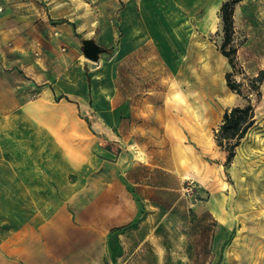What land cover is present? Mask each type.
I'll return each instance as SVG.
<instances>
[{"label": "crops", "instance_id": "1", "mask_svg": "<svg viewBox=\"0 0 264 264\" xmlns=\"http://www.w3.org/2000/svg\"><path fill=\"white\" fill-rule=\"evenodd\" d=\"M185 6L186 0H0V200L7 205L0 208V264L232 262L240 230L227 208L229 193L203 207L182 191V177L150 172L162 164L120 154L106 174L104 160L88 148L90 134L109 135L106 121L121 126L140 116L133 88L148 86L147 74L159 63L150 62L154 53L173 57L177 70L187 35L162 21L163 9L180 13ZM86 40L102 49L99 60L113 50L109 60L91 63ZM90 120L92 129L81 123ZM149 130L137 127L141 136ZM175 150L185 161L184 150Z\"/></svg>", "mask_w": 264, "mask_h": 264}, {"label": "rangeland", "instance_id": "2", "mask_svg": "<svg viewBox=\"0 0 264 264\" xmlns=\"http://www.w3.org/2000/svg\"><path fill=\"white\" fill-rule=\"evenodd\" d=\"M225 1L186 0L190 6L180 9V13L164 7L162 21L174 23L175 33L187 35L177 70L171 69L173 57L154 53L150 62L158 59L159 63L154 62L153 72L147 74L148 86L133 88L134 111L140 116L123 121L121 126H115L113 118L106 121L111 128L109 135L99 140L90 134L88 148L104 160L106 174L113 172V163L120 154L128 160L152 159L162 164L163 168L150 166V172L182 177V191L201 201L203 207L226 191L227 208L240 230L232 243L233 260L227 264H264V81L260 94L251 82L264 72V0H243L235 6L228 41L221 19ZM150 20L167 30L160 17L153 15ZM150 24L155 35V23ZM222 49L230 53L234 68ZM112 53L107 51L99 62H90L105 63ZM227 73H232L233 80L240 84L242 95L230 90ZM104 95L110 97V91L106 89ZM248 101L255 108L256 123L237 148L232 164L227 165V152L217 145L214 131L226 110ZM81 123L91 129L94 125L92 120ZM137 127L153 132L141 136ZM144 143L149 149H142ZM178 143L185 161L178 159ZM188 156L196 157L189 162ZM13 202L11 206L16 208L18 201ZM3 206L7 207L0 200V208Z\"/></svg>", "mask_w": 264, "mask_h": 264}, {"label": "trees", "instance_id": "3", "mask_svg": "<svg viewBox=\"0 0 264 264\" xmlns=\"http://www.w3.org/2000/svg\"><path fill=\"white\" fill-rule=\"evenodd\" d=\"M243 0H227L221 7V19L223 21L225 38L230 39L232 32L233 11L235 6ZM222 53L229 59L234 68V62L229 52L222 49ZM227 85L231 91L242 95L241 86L233 80V74H226ZM264 81V72L252 80V86L260 94V84ZM256 123L255 108L250 101L246 105L234 106L226 110L224 119L217 129H215V140L217 145L227 152V165L232 164L236 157V150L241 145L242 140Z\"/></svg>", "mask_w": 264, "mask_h": 264}, {"label": "water", "instance_id": "4", "mask_svg": "<svg viewBox=\"0 0 264 264\" xmlns=\"http://www.w3.org/2000/svg\"><path fill=\"white\" fill-rule=\"evenodd\" d=\"M83 50L85 57L92 62H97L102 52V49L98 45H96L92 40H86L84 42Z\"/></svg>", "mask_w": 264, "mask_h": 264}, {"label": "bare ground", "instance_id": "5", "mask_svg": "<svg viewBox=\"0 0 264 264\" xmlns=\"http://www.w3.org/2000/svg\"><path fill=\"white\" fill-rule=\"evenodd\" d=\"M198 8V7H197ZM188 13V12H187ZM180 17V16H179ZM180 21V20H179ZM171 24V23H170ZM211 82V81H210ZM192 100V99H191ZM194 102V101H193Z\"/></svg>", "mask_w": 264, "mask_h": 264}]
</instances>
